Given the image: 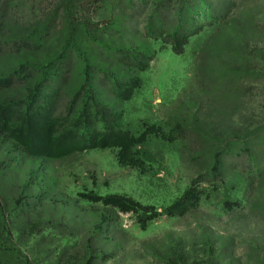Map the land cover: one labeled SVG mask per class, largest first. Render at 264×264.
I'll list each match as a JSON object with an SVG mask.
<instances>
[{
    "label": "rangeland",
    "instance_id": "1",
    "mask_svg": "<svg viewBox=\"0 0 264 264\" xmlns=\"http://www.w3.org/2000/svg\"><path fill=\"white\" fill-rule=\"evenodd\" d=\"M100 1H9L0 103L45 82L34 136L47 119L56 140L91 94L139 159L0 137V264H264V0ZM177 30L181 54L163 40ZM113 196L172 214L140 224Z\"/></svg>",
    "mask_w": 264,
    "mask_h": 264
},
{
    "label": "trees",
    "instance_id": "2",
    "mask_svg": "<svg viewBox=\"0 0 264 264\" xmlns=\"http://www.w3.org/2000/svg\"><path fill=\"white\" fill-rule=\"evenodd\" d=\"M10 0H0V36H2L5 18L8 12ZM77 10L87 9L90 13L96 12L101 7L100 0H78ZM77 0H70L73 5ZM90 9V10H89ZM85 29L98 30V23H90L88 20L78 18ZM189 35H183L181 30H177L174 34H170V38H164V42L171 46L175 54H181L184 46L187 43ZM45 87V82L34 86L30 90V94L21 101L15 103H0V137L2 139H11L12 143L17 147L23 149L28 153L29 149H39L41 152L52 150L55 154H67L70 151L78 149H91V148H119L120 161H129L135 163L136 154L141 153L138 145L141 143V138H135L129 135L126 131L116 127V120L118 116L113 114L111 110L99 104L93 99V95L88 96L86 105L82 111L73 121L72 125L60 134L56 140H51L50 132L55 127V122L52 120L43 119L44 129L41 136L35 137L34 132L37 130L34 125V120L42 113L40 108L36 107L35 101L38 98V92ZM117 93H119L117 91ZM93 111L90 112L89 104ZM48 114V112L46 113ZM100 123L99 126L95 124ZM91 125V126H90ZM51 127V128H50ZM139 149V150H138ZM141 157V156H139ZM1 182L4 183L9 191L13 187L8 186L12 180V172L1 171ZM188 197V192L185 193L184 199ZM113 200L111 205L121 212H132L136 215L137 222L144 224L147 220L155 216L163 214H172V207H168L165 212L155 211L154 208L143 206L139 203L133 202L128 198L121 196H113L109 198ZM180 200L181 202H184ZM21 211L20 214H24Z\"/></svg>",
    "mask_w": 264,
    "mask_h": 264
}]
</instances>
